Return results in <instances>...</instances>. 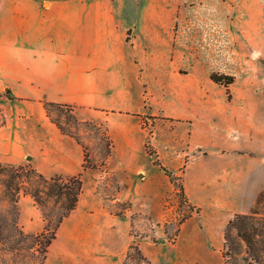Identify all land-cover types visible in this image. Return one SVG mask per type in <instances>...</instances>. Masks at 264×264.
Listing matches in <instances>:
<instances>
[{
	"label": "crops",
	"instance_id": "0c3cea01",
	"mask_svg": "<svg viewBox=\"0 0 264 264\" xmlns=\"http://www.w3.org/2000/svg\"><path fill=\"white\" fill-rule=\"evenodd\" d=\"M239 3L229 0L230 10ZM244 5L249 16L242 22L246 44L241 49L228 45L238 39L230 27L235 20L231 13L229 25L222 28L216 16L206 14L200 36L203 45L226 52L225 58L250 73L264 63V0H247ZM174 18L173 6L159 0H0V94L15 97H0L5 115L0 162L29 163L45 176L81 174L78 204L59 230L67 226L77 231L95 222L108 228L110 219L117 223L130 218L127 212L111 218L97 190L99 181L113 172L119 183L115 201L147 213L155 234L162 235L160 223L175 210L177 187L145 148L143 117L154 124L150 143L161 164L181 179L185 198L199 208L181 223L167 264H221L229 219L249 209L264 188L253 169L256 154L264 151V94L248 77L241 80L245 88L227 99L231 115L219 121V127V106L210 100L207 105L205 82H212V71L235 70L212 67L206 76L198 63H176ZM168 21L173 28L169 35L163 31ZM250 54L263 56V61ZM42 100L70 103L86 117L105 122L112 141L106 169L83 167V147L49 119ZM211 156L217 166L206 169ZM147 162L158 181L146 173ZM134 175L139 178L135 183ZM31 202L29 195L19 198V219L27 218L23 228L38 233L45 223L36 211L33 218L27 215L25 206ZM180 237L186 239L184 250ZM57 240L56 236L46 260L50 253L58 262L77 256L64 245L50 251ZM143 241L138 238L141 250L155 264L149 241L146 247Z\"/></svg>",
	"mask_w": 264,
	"mask_h": 264
},
{
	"label": "rangeland",
	"instance_id": "374dc122",
	"mask_svg": "<svg viewBox=\"0 0 264 264\" xmlns=\"http://www.w3.org/2000/svg\"><path fill=\"white\" fill-rule=\"evenodd\" d=\"M159 1L163 2L167 7L173 6L174 8L175 21L173 28L175 32L173 33L176 34L174 41L176 63L187 64L190 61L195 64L198 63L200 65V73L206 76V71L212 67H229L235 70L234 74L220 71L234 76V81L229 84L228 96L222 85L213 84L208 79H206L205 82L207 105L210 104V100L212 103L219 106L216 110L215 118L216 122H218L216 124L221 127L219 121H226L231 115V106L226 104V102H228L227 99H231L233 94H237L245 88V86L242 85L244 83H242L241 80L248 77L251 79L250 81L253 83L254 89H261L264 94V63L259 64L258 67L255 65L253 70H251L252 72L247 73L239 62L229 61L225 58L226 52H223L224 50H222L223 53H219V51H216L214 48H209L203 45V39L200 36V21L206 14H211L212 16H216L218 21L221 22L219 23L221 28L226 27L223 25H229V22L227 24L226 19L227 14L231 13L235 20L230 24V27L233 32L237 34L238 39H232L234 42L230 41L231 44L228 45L231 49H241L246 44V39L242 36V22L249 16L248 8L244 5L247 0H238L240 2L239 7L234 8L233 12L228 5L229 0ZM173 28L168 21V24L163 26V31L169 35L170 30ZM222 41L223 43H228L229 40L224 39ZM257 56V54H250L249 58L256 60ZM258 57V60L261 62L263 56ZM252 75L254 78H252ZM0 110V114L3 113L1 107ZM74 111L76 118L81 121V123L76 126L74 123H71V129L80 139L84 148L83 151L88 155L86 163L88 165L87 168L106 169L105 165H102V162L105 161L106 157L107 132L105 122L86 117L83 113L84 111L81 109L75 108ZM61 120L64 121V117H61ZM146 129H151V125L146 123ZM230 157L232 158V156ZM254 159V174L256 177L264 180V151L256 154ZM215 160L217 159L214 156L208 157L205 168L215 169L217 166ZM144 169L147 174L153 176V180L158 181V175L154 173L150 162L144 164ZM138 179V175H134L131 178L133 183L138 181ZM176 183L177 185H182L181 179L176 180ZM118 189L119 183L113 172L107 173L97 184V190L102 197L103 204L113 215H111V218L115 219L116 216H121L117 215L115 212H118L125 206L129 205V202L115 201ZM200 194H205V191H200ZM22 195L23 194H21L19 198ZM167 203L172 204L170 200ZM254 203L251 206H253ZM175 206L173 213L160 223L162 235L158 233V236L154 232V223L150 216L142 211L134 210L131 206L124 210L130 217L127 221L124 220L116 223V221L110 219L108 228L99 227L97 222L91 226L84 227L82 225L77 231H72L67 226L62 229L60 228V230H57L58 240L56 243L54 242L50 251L52 250L53 252L58 246L64 245L66 248L75 251L77 256H69L66 260L64 259L65 261L61 259V262H58V260L53 257V253H50L48 255V260L45 259L44 264H148L146 261L140 259L133 249H130V245L133 242L139 244L138 238L144 240L143 244L145 247L146 241H149L148 249L155 259V264L170 263L172 256L175 253V244L177 240H179L181 223L195 212V210L197 211V209H195L188 201H181L178 196ZM5 207L6 204H3V202L0 203V212H3ZM25 207L28 216L33 218V211H36L38 217L46 224L47 220L43 216L41 209L34 202H31V204L26 205ZM262 208L264 209V204L262 205ZM248 210L249 209L243 212H247ZM77 220L80 222V219ZM26 223L27 218L20 220L18 217V224L26 233H35L26 231L23 228ZM75 223L77 222L75 221ZM152 237H155V244L152 243ZM185 240L186 239L180 237L179 245L182 250H184L186 245ZM238 240L239 239H237V241ZM1 246L4 247V245ZM222 247L223 244L220 247L221 264H223ZM20 249L21 250L18 251V256L14 258L8 257L5 255L4 251H0V264H37L36 262H32L30 255L31 249H28L25 243L21 244ZM127 252H130L129 257H126ZM244 256V251L242 250L236 264H249L248 261L244 259ZM168 258L169 260H167ZM227 264L229 263L227 262Z\"/></svg>",
	"mask_w": 264,
	"mask_h": 264
},
{
	"label": "trees",
	"instance_id": "16d2710c",
	"mask_svg": "<svg viewBox=\"0 0 264 264\" xmlns=\"http://www.w3.org/2000/svg\"><path fill=\"white\" fill-rule=\"evenodd\" d=\"M209 78L213 83L222 85L225 88L227 96L229 95L228 89L229 84L234 81L233 75L220 71H212ZM1 96L9 99L15 98L6 92L1 93ZM41 102L46 115L57 128L81 144L80 139L71 129V123H74L75 126L81 123L74 113L75 106L70 103L48 100H42ZM61 117H64L65 120L62 121ZM141 121L142 126L146 128V121L143 117H141ZM4 122L5 116L1 113L0 126ZM153 125L151 123V129H146L145 148L153 156V163L175 184L177 196L180 200L186 202L183 185H177L172 171L161 164L156 150L151 146L150 137L153 133ZM106 132V157L102 165L106 164V159L112 147L107 125ZM87 159L88 155L84 151V168L88 167L86 164ZM81 192L82 179L80 173L67 177L61 175L45 176L29 163L7 166L0 162V203L6 204L4 211L0 212V251H4L8 257L14 258L18 256L21 244L25 243L28 249H31L32 262L44 264L49 247L57 236L60 224L76 208ZM21 194L29 195L33 199V202L41 209L43 216L47 220L42 231L28 234L19 226L18 202ZM128 204L122 210L115 213L117 215L124 214L126 212L124 210L131 206L130 203ZM263 204L264 188L258 192L254 205L247 212H235L229 219L224 231L222 247L223 264H227V262L229 264H236L242 250L245 255L244 259L249 264H264ZM197 211H199V208H197ZM237 239L239 240L237 241ZM152 240L156 242L155 237H152ZM1 245H4V247ZM130 249H133L143 261H146L148 264H154L142 253L137 242H133L130 245ZM129 254L130 252H127L126 257H129Z\"/></svg>",
	"mask_w": 264,
	"mask_h": 264
}]
</instances>
